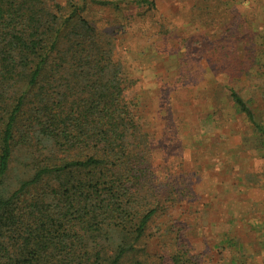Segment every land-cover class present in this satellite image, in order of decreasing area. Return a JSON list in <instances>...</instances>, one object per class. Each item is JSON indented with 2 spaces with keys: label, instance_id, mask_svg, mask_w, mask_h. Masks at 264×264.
<instances>
[{
  "label": "trees",
  "instance_id": "obj_1",
  "mask_svg": "<svg viewBox=\"0 0 264 264\" xmlns=\"http://www.w3.org/2000/svg\"><path fill=\"white\" fill-rule=\"evenodd\" d=\"M81 5L0 0V264H144L138 246L164 211L132 81ZM22 150L28 176L4 194ZM170 260L195 264L179 249Z\"/></svg>",
  "mask_w": 264,
  "mask_h": 264
},
{
  "label": "rangeland",
  "instance_id": "obj_2",
  "mask_svg": "<svg viewBox=\"0 0 264 264\" xmlns=\"http://www.w3.org/2000/svg\"><path fill=\"white\" fill-rule=\"evenodd\" d=\"M74 1L114 39L152 148L164 211L139 260L172 264L179 249L195 264H264V139L255 128L264 129V0H156L153 9L144 0ZM26 156L15 153L4 194L28 176Z\"/></svg>",
  "mask_w": 264,
  "mask_h": 264
}]
</instances>
